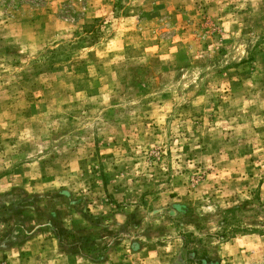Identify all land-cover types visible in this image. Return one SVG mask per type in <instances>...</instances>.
<instances>
[{
  "label": "rangeland",
  "instance_id": "374dc122",
  "mask_svg": "<svg viewBox=\"0 0 264 264\" xmlns=\"http://www.w3.org/2000/svg\"><path fill=\"white\" fill-rule=\"evenodd\" d=\"M264 264V0H0V264Z\"/></svg>",
  "mask_w": 264,
  "mask_h": 264
},
{
  "label": "trees",
  "instance_id": "16d2710c",
  "mask_svg": "<svg viewBox=\"0 0 264 264\" xmlns=\"http://www.w3.org/2000/svg\"><path fill=\"white\" fill-rule=\"evenodd\" d=\"M197 250H194V258L196 259L197 264H209V259L206 256L205 253L202 254V256H197Z\"/></svg>",
  "mask_w": 264,
  "mask_h": 264
}]
</instances>
